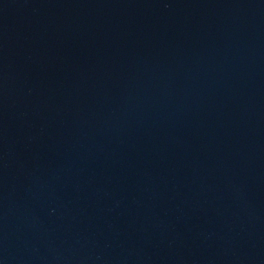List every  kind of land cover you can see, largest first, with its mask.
<instances>
[{
  "label": "water",
  "instance_id": "95a60500",
  "mask_svg": "<svg viewBox=\"0 0 264 264\" xmlns=\"http://www.w3.org/2000/svg\"><path fill=\"white\" fill-rule=\"evenodd\" d=\"M0 264H264V0H0Z\"/></svg>",
  "mask_w": 264,
  "mask_h": 264
}]
</instances>
